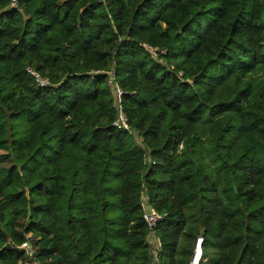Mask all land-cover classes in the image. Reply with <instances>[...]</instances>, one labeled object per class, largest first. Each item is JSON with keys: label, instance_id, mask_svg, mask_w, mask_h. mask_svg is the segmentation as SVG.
Masks as SVG:
<instances>
[{"label": "trees", "instance_id": "trees-1", "mask_svg": "<svg viewBox=\"0 0 264 264\" xmlns=\"http://www.w3.org/2000/svg\"><path fill=\"white\" fill-rule=\"evenodd\" d=\"M11 2L0 264H264V0Z\"/></svg>", "mask_w": 264, "mask_h": 264}, {"label": "built area", "instance_id": "built-area-1", "mask_svg": "<svg viewBox=\"0 0 264 264\" xmlns=\"http://www.w3.org/2000/svg\"><path fill=\"white\" fill-rule=\"evenodd\" d=\"M18 5H19V0H12V2H11L12 8H18ZM146 48L148 50H150V52L154 56H156V54L158 53L157 49H153V48L148 47V46H146ZM162 53L165 54V52H162ZM36 77L38 78V82L40 83L41 86L44 87L47 85L46 81H42L37 75H36ZM108 83H109V87H110V89H111V91H112V93H113V95L117 101L118 109H119V117H118V120L115 122L114 126L117 127L118 129L129 130L128 121H127L126 115L124 114L123 107H122V99H123V96L125 93L122 91V89L116 83V78H115L114 72L109 73ZM148 201H149V198L145 195L143 197L144 208H145L143 218L146 222V225H147V228L149 231L150 245L152 247H157L158 249H160L162 245H161L160 239L157 236L156 229H157L158 225L165 220L167 215L160 214L154 208L148 207L147 206ZM202 246H203V239L200 238L197 240L196 247L194 250V254H193L192 260L190 261L189 264H201L202 258H203V247ZM21 248L23 250H26L30 256L33 255L30 242L25 243L24 245H22ZM157 250L154 249V258H155L156 263H158L160 261V255H159Z\"/></svg>", "mask_w": 264, "mask_h": 264}, {"label": "rangeland", "instance_id": "rangeland-1", "mask_svg": "<svg viewBox=\"0 0 264 264\" xmlns=\"http://www.w3.org/2000/svg\"><path fill=\"white\" fill-rule=\"evenodd\" d=\"M27 264H30L29 262Z\"/></svg>", "mask_w": 264, "mask_h": 264}]
</instances>
